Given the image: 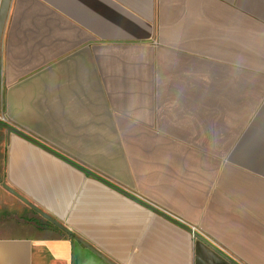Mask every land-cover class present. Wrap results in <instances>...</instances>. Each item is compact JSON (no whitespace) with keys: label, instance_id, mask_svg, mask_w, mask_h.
Returning <instances> with one entry per match:
<instances>
[{"label":"crops","instance_id":"obj_1","mask_svg":"<svg viewBox=\"0 0 264 264\" xmlns=\"http://www.w3.org/2000/svg\"><path fill=\"white\" fill-rule=\"evenodd\" d=\"M1 112L264 264V0H11ZM79 239L113 264H234L0 127V264H112Z\"/></svg>","mask_w":264,"mask_h":264},{"label":"water","instance_id":"obj_2","mask_svg":"<svg viewBox=\"0 0 264 264\" xmlns=\"http://www.w3.org/2000/svg\"><path fill=\"white\" fill-rule=\"evenodd\" d=\"M10 4H11V0H1V4H0V112H1V38H2V33H3V29L5 26V22L7 19V15L10 9ZM0 127L4 128L7 130L8 133H14L17 134L23 138H25L26 140L36 144L37 146H40L41 148L47 150L48 152L52 153L53 155L67 161L68 163L72 164L73 166L79 168L80 170H82L83 172H85L86 174L90 175L91 177L99 180L100 182L106 184L107 186L113 188L114 190L118 191L119 193L135 200L136 202L146 206L147 208H149L150 210H152L153 212H155L156 214L163 216L164 218H166L167 220L181 226L182 228L187 229L189 232L193 233L195 237L199 238L200 240H202L203 242H205L207 245H209L211 248L215 249L216 251H218L219 253H221L225 258H227L230 262L234 263V264H239L238 262H236L233 258H230L228 255H226L220 248H218L217 245H215L213 242H211L208 238H206V236H204L202 233H200L199 231L194 230L190 225L185 224L184 222H182L181 220H179L178 218L172 216L171 214L165 212L164 210L146 202L145 200H143L142 198L138 197L137 195H135L134 193L124 189L122 186H119L118 184L110 181L109 179L105 178L104 176L96 173L95 171H93L90 168H87L85 166H83L82 164H80L79 162L69 158L68 156H66L65 154L55 150L53 147H51L50 145L44 143L42 140L38 139L37 137L27 133L26 131H24L23 129L19 128L18 126H15L14 124L10 123V122H5V121H1L0 120ZM4 188L6 190H8L10 193L14 194L15 196H17L19 199H21L23 202H25L28 206H30L34 211H36L38 214H40L42 217H44L46 220H48L50 223H52L53 225L57 226L58 228H60L61 230L67 232L70 234L69 229L62 224L61 222H59L56 218H54L53 216H51L50 214H48L46 211H44L43 209H41L39 206H37L35 203L31 202L28 198L22 196L19 192H17L15 189H13L11 186L7 185L6 183L3 185ZM80 240V239H79ZM86 247L90 248L91 250H93L94 252H96L99 256H101L103 259L107 260L109 263H112L108 258H106L105 256H103L102 254H100L97 250H95L92 246H90L89 244H87L86 242L80 240Z\"/></svg>","mask_w":264,"mask_h":264},{"label":"built area","instance_id":"obj_3","mask_svg":"<svg viewBox=\"0 0 264 264\" xmlns=\"http://www.w3.org/2000/svg\"><path fill=\"white\" fill-rule=\"evenodd\" d=\"M0 120L5 122H10L6 115L3 112H0ZM11 123V122H10ZM94 171V170H93ZM96 172V171H95ZM97 173V172H96ZM99 174V173H98ZM101 175V174H100ZM106 178V177H105ZM108 179V178H107ZM179 219V218H178ZM180 220V219H179ZM183 222V221H182ZM194 230H196L194 227H192Z\"/></svg>","mask_w":264,"mask_h":264},{"label":"rangeland","instance_id":"obj_4","mask_svg":"<svg viewBox=\"0 0 264 264\" xmlns=\"http://www.w3.org/2000/svg\"><path fill=\"white\" fill-rule=\"evenodd\" d=\"M28 220H30L29 218H27ZM48 223L50 224V222L48 221ZM51 226L53 225L52 223L50 224Z\"/></svg>","mask_w":264,"mask_h":264},{"label":"trees","instance_id":"obj_5","mask_svg":"<svg viewBox=\"0 0 264 264\" xmlns=\"http://www.w3.org/2000/svg\"><path fill=\"white\" fill-rule=\"evenodd\" d=\"M54 226V225H53Z\"/></svg>","mask_w":264,"mask_h":264}]
</instances>
